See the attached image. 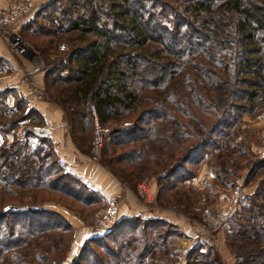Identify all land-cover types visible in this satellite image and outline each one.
Wrapping results in <instances>:
<instances>
[{"label": "trees", "instance_id": "16d2710c", "mask_svg": "<svg viewBox=\"0 0 264 264\" xmlns=\"http://www.w3.org/2000/svg\"><path fill=\"white\" fill-rule=\"evenodd\" d=\"M71 5L78 8L73 19ZM38 18L52 27L40 25ZM27 29L48 37L78 33L70 41L74 47L64 52L67 74H56L64 67L46 73L62 81L71 97H79V115L87 127L93 122L90 106L102 126L130 124L125 130L114 129L109 145H134L121 159L144 163L165 191L192 179L190 166L206 153L231 147L243 116L264 110V0H56L42 7ZM4 96L1 91L0 134L4 137L26 120L29 128L11 142L2 137L0 193L7 190L17 198L25 192L36 201L34 192H55L81 206L99 197L58 165L46 136L32 131L44 124L35 109L25 100L9 109ZM138 142L147 143L141 145L144 151ZM262 169L264 155L251 175L259 176ZM5 198L0 195V264H58L62 256L56 258L55 253H60V242H67L70 224L34 204L3 210ZM242 203L230 221L228 244L236 264H264V179ZM121 224L125 232L113 239L112 247L103 237L88 239V245L100 244L103 252L89 248L86 264H136L152 251V234L146 228L157 231L153 238L162 242L157 249L168 254L169 244L159 233L163 222L133 218ZM56 238L58 243H50ZM214 255L200 244L189 250L187 264H219Z\"/></svg>", "mask_w": 264, "mask_h": 264}, {"label": "rangeland", "instance_id": "374dc122", "mask_svg": "<svg viewBox=\"0 0 264 264\" xmlns=\"http://www.w3.org/2000/svg\"><path fill=\"white\" fill-rule=\"evenodd\" d=\"M18 1L24 0H0V10ZM32 1L39 9L33 13L31 19L25 25L20 27L17 33L19 41L25 45L24 54L10 52V48L0 39L14 60V66L5 64L6 71L2 70L0 72V88L4 83H12L20 91L18 96L20 95L19 100H22L23 97L28 99L25 97L26 86L32 83V85L39 86L45 93V100L35 98L28 100L38 103L43 101L54 102L63 107V115L68 128L67 132L72 141L67 149V154L76 155L81 153L89 161L94 162V168L96 167L97 176L103 181L101 185L106 194L100 196L97 193L99 197H94V200L87 204L88 206H81L55 192H34L37 200L31 201L30 194L24 192L21 194L25 198H16L12 197L7 190L2 189L0 195L5 198L4 193L7 194L5 198L7 202L3 204V210H21L26 205L34 204L32 207L35 209L44 206L61 211L65 215L62 217L70 224L71 233L66 235L67 242L65 245L60 242L59 247L62 251L60 250L58 254L55 253L56 258L62 256L58 264H77L79 259H82L81 264H86L89 248H92L99 255L103 252V249L99 247L100 244L88 245V239L103 237L105 243L112 247L111 242L113 239H120L122 233L125 232V227L121 228L122 221L133 218L163 222L165 225L159 233L166 237L165 243L169 244L168 254L162 253L160 249H157L162 242H159L158 238H153L157 231L146 228L145 231L148 229L152 234L150 238V245H153L151 247L152 251L136 264H170V262H173V264H187L189 250L200 244H205V246L213 249L214 256L219 264H236L234 250L228 244L227 232L230 228V221L236 214L235 212L240 209L239 207L243 205L244 198L252 195L258 182L264 179V169L257 177L251 175L250 172L254 163L264 155V110L254 116L246 114L242 117V126L231 140V147L233 145L241 146L239 150L228 147L218 152L206 153L203 160L201 159L198 164L190 166L193 174L192 179L180 183L176 186L175 191H165L158 185L157 175L143 168L144 163L141 161L130 163L121 159V153L134 147V145H109L113 131L125 130L130 127V124L108 123L107 125H101L107 129L103 143L99 149L93 146L94 117L91 128L87 127L84 124L83 117H81L82 115H79V110L82 107L78 100L79 97H77L78 99L71 97L69 92L64 90L65 84L62 81H54L46 73L48 69L64 67L56 74L61 76L67 74L68 56L64 52L74 47L73 42L70 41L75 40L78 33L71 30L51 37L33 35L27 29V25L42 7L50 5L56 0ZM71 7H75L73 10L71 9L69 15V18L73 19L78 8H76L77 5H71ZM38 23L46 28L52 27L47 19L43 21L38 18ZM29 29L33 30L35 27H29ZM60 45H64L65 49L60 50ZM32 62L40 67H45L44 71L36 69ZM45 74H47L46 79ZM5 119L8 122L11 118L6 117ZM18 127L20 133L29 128L27 124H19ZM39 128L45 129L46 126ZM192 129V134L196 135L197 132L193 126ZM116 136H118V139L123 137ZM140 142H138L140 144L139 149L143 150L141 145L145 146L147 143L143 142L142 144ZM56 157L58 159L62 156L57 154ZM64 160L66 161L65 158ZM67 161L66 166L58 165L66 170L68 165L71 164L68 158ZM151 167L154 168V163H151ZM29 192L31 193V191ZM109 193L112 194L107 199L106 196ZM236 197L238 202L230 214L227 227L221 232L217 231L219 235L217 243H209L200 228L203 210L209 209L215 212L226 207ZM58 215L61 216L62 214ZM143 226L145 225L141 224L140 227L144 228ZM137 230L139 228L135 232ZM108 235H111V237L108 238ZM138 240L141 242L140 239ZM52 242L58 243L59 239H51L50 243ZM63 245L64 247H61ZM83 247H86L83 250L84 252L82 251ZM245 248L252 247L247 246ZM113 249L116 250L115 246H113Z\"/></svg>", "mask_w": 264, "mask_h": 264}, {"label": "crops", "instance_id": "0c3cea01", "mask_svg": "<svg viewBox=\"0 0 264 264\" xmlns=\"http://www.w3.org/2000/svg\"><path fill=\"white\" fill-rule=\"evenodd\" d=\"M5 64H10L14 66V60L7 49V47L2 43L0 40V72L2 70H5ZM42 81V80H41ZM4 82V81H3ZM4 92L5 96L3 97L4 103L7 105L9 109L14 108V104L16 101L21 98L19 94V90L16 89L15 85H12V83H4L3 86L0 88V92ZM23 93V90H22ZM22 100L27 101L28 108H33L35 111L40 115V117L43 120V125L46 127H50L52 131L47 135L46 133H38V135L46 136L53 144V149L56 156H62L68 160L71 164L68 165L66 171L79 180H81L84 184H86L91 190L98 193L100 196L105 195V191L102 187V180L99 179L97 176V170L96 167L94 168V162H91L87 159L86 156H84L81 153H78L76 155H68L67 149L72 144L71 138L69 136V133L67 132L68 128L66 126V121L64 119V108L60 105L52 102H36V101H30L23 97ZM15 109V108H14ZM9 117L4 116V118ZM28 120L19 123L20 125L26 124ZM38 126L32 127L37 128ZM41 127V126H39ZM19 128V127H18ZM17 129L10 130L5 134L3 137L2 134H0V143L3 141V138L6 142H11L14 137H17L20 132ZM32 131L34 132V130ZM36 133V132H34ZM3 137V138H2ZM71 156V157H70ZM67 157V158H66ZM68 162V161H67ZM114 190V189H113ZM112 190V191H113ZM112 193H109V195L106 196V198H110V195ZM43 206V205H42ZM36 209H45V210H51L54 212H58V214H62L61 216H65L61 211L55 209H50V207H38ZM68 214V213H67ZM66 220V219H65ZM71 222V221H70ZM72 223V222H71ZM73 224V223H72Z\"/></svg>", "mask_w": 264, "mask_h": 264}, {"label": "built area", "instance_id": "2783aa9c", "mask_svg": "<svg viewBox=\"0 0 264 264\" xmlns=\"http://www.w3.org/2000/svg\"><path fill=\"white\" fill-rule=\"evenodd\" d=\"M37 9H39V7L34 3V1L24 0L13 2L12 4L0 10V39L7 45L8 48H10V52H15L21 55L24 54L25 45L21 41H19L17 33L20 27L26 24L28 19L33 15L35 11H37ZM59 49L64 50L65 46L60 45ZM33 57L35 58V56ZM33 65L40 71H44L43 69H45V67H40L35 62L33 63ZM26 88L27 89L25 97H27L28 99L35 98L39 100H45V93L40 89L39 86L29 83L27 84ZM90 109L95 120L92 144L96 149H99L103 143V138L105 133L107 132V129L105 127H102L101 124L98 123L92 106L90 107ZM33 130L36 133H50L52 131L50 127H46L45 129L37 127ZM57 162L61 166L67 165L66 161L62 157H58ZM237 202L238 201L236 197L231 203H228L226 207L218 209L215 212L210 211L209 209L203 210L201 214L200 228L203 235H205V237L208 239L209 243H217L219 236L217 234V231L221 232L227 227L228 221L231 216L230 214ZM113 222H111V224H113Z\"/></svg>", "mask_w": 264, "mask_h": 264}]
</instances>
